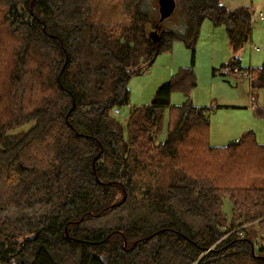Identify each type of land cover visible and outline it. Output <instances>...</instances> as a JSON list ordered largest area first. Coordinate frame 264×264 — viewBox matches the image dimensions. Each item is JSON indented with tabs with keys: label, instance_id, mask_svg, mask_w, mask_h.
Returning a JSON list of instances; mask_svg holds the SVG:
<instances>
[{
	"label": "trees",
	"instance_id": "trees-1",
	"mask_svg": "<svg viewBox=\"0 0 264 264\" xmlns=\"http://www.w3.org/2000/svg\"><path fill=\"white\" fill-rule=\"evenodd\" d=\"M108 1L126 23L94 22L92 0H0V264H264V143L210 145V109L170 104L196 87L193 62L124 126L131 77L180 32L158 17L151 36L143 0ZM175 1L194 40L207 19L233 52L248 41L249 7ZM218 71L264 91V60Z\"/></svg>",
	"mask_w": 264,
	"mask_h": 264
},
{
	"label": "rangeland",
	"instance_id": "rangeland-1",
	"mask_svg": "<svg viewBox=\"0 0 264 264\" xmlns=\"http://www.w3.org/2000/svg\"><path fill=\"white\" fill-rule=\"evenodd\" d=\"M176 2V1H175ZM228 9L249 7L251 12L250 36L246 44L237 53L233 52L228 33L224 26H213L204 19L198 29L195 40L182 21V12L176 5L172 14L161 21L160 26L165 30L179 31V37L174 41L168 52L160 54L148 68H142L139 74L131 77L128 83V104L117 108L115 117L125 126L129 111L133 108L145 107L154 99L160 85L183 67H190L196 76V87L188 96L179 92L170 95L171 105H181L186 99L193 107L210 109L209 143L224 145L229 139L239 137L243 132L251 131L258 143H264V116H258L256 110H264V91L250 89L249 80L241 74L224 77L231 86L222 81L219 72L212 76V69L226 63L231 57L240 59L245 68L259 66L264 60V0H220ZM92 20L98 23H126V14L116 3L108 0H92ZM148 16V29L151 36L157 34V28L152 20L159 17L157 0H143L142 10ZM186 6L184 12L188 14ZM190 13V11H189ZM191 36V37H190ZM224 107L219 109L218 107ZM230 107V108H229ZM166 111L163 114L162 131L158 140L166 137ZM28 127L17 130L9 135V140L18 138ZM224 212L229 215L230 206L223 202ZM263 234V233H262ZM263 237V235H260ZM258 237L262 242L264 239Z\"/></svg>",
	"mask_w": 264,
	"mask_h": 264
},
{
	"label": "water",
	"instance_id": "water-1",
	"mask_svg": "<svg viewBox=\"0 0 264 264\" xmlns=\"http://www.w3.org/2000/svg\"><path fill=\"white\" fill-rule=\"evenodd\" d=\"M159 21L169 17L176 7L175 0H157Z\"/></svg>",
	"mask_w": 264,
	"mask_h": 264
},
{
	"label": "crops",
	"instance_id": "crops-1",
	"mask_svg": "<svg viewBox=\"0 0 264 264\" xmlns=\"http://www.w3.org/2000/svg\"><path fill=\"white\" fill-rule=\"evenodd\" d=\"M241 76H243V74H242ZM242 78H243V79H246L245 77H242ZM222 81L225 82V83H227L230 87H234V88H235V87L238 86V83H237V82H235V84H233V86H231V83L228 82L227 79H225V78H222ZM250 89H251V88H250ZM198 108H200V107H198ZM202 108H205V107H202ZM218 108L221 109V108H224V107L219 106ZM229 108H230V107H229ZM235 139H236V137H235V138H232V137H231L229 140L232 141V140H235ZM228 142H229V141H228Z\"/></svg>",
	"mask_w": 264,
	"mask_h": 264
},
{
	"label": "built area",
	"instance_id": "built-area-1",
	"mask_svg": "<svg viewBox=\"0 0 264 264\" xmlns=\"http://www.w3.org/2000/svg\"><path fill=\"white\" fill-rule=\"evenodd\" d=\"M243 76H244L245 78H248V77L246 76V74H245V73L243 74ZM114 113H115V114H117V113H118V111H117V110H115V111H114Z\"/></svg>",
	"mask_w": 264,
	"mask_h": 264
}]
</instances>
